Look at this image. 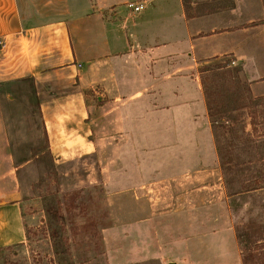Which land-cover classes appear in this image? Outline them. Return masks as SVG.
Returning a JSON list of instances; mask_svg holds the SVG:
<instances>
[{"label": "rangeland", "instance_id": "rangeland-1", "mask_svg": "<svg viewBox=\"0 0 264 264\" xmlns=\"http://www.w3.org/2000/svg\"><path fill=\"white\" fill-rule=\"evenodd\" d=\"M187 77L197 104L173 105L168 84L164 101L128 105L134 119L118 121L111 149L102 121L93 124L101 129V151L64 153L59 162L46 148L30 81L3 87L28 228L4 264H161L163 252L147 243L159 228L177 234L181 225L209 242L207 227L221 240L226 229L242 264H264V94L252 92L231 57ZM175 124L185 135L171 134Z\"/></svg>", "mask_w": 264, "mask_h": 264}, {"label": "crops", "instance_id": "crops-1", "mask_svg": "<svg viewBox=\"0 0 264 264\" xmlns=\"http://www.w3.org/2000/svg\"><path fill=\"white\" fill-rule=\"evenodd\" d=\"M127 2L144 8L133 13ZM222 57L237 62L254 94H264V0H0V264L28 230L1 104L5 85L30 81L46 148L59 162L64 153L101 151L93 124L102 121L111 149L118 121L134 119L128 105L164 101L168 84L173 105L197 104L187 74ZM171 134L185 135L177 124ZM177 229L159 228L147 243L163 252L161 264H242L226 229L221 240L207 227L213 242L191 225Z\"/></svg>", "mask_w": 264, "mask_h": 264}, {"label": "built area", "instance_id": "built-area-1", "mask_svg": "<svg viewBox=\"0 0 264 264\" xmlns=\"http://www.w3.org/2000/svg\"><path fill=\"white\" fill-rule=\"evenodd\" d=\"M126 7L130 9L131 12L138 13L144 8V5L142 2H127Z\"/></svg>", "mask_w": 264, "mask_h": 264}]
</instances>
